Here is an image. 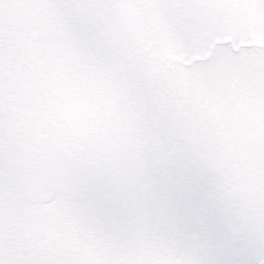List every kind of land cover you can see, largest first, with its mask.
<instances>
[{
  "label": "snow or ice",
  "instance_id": "obj_1",
  "mask_svg": "<svg viewBox=\"0 0 264 264\" xmlns=\"http://www.w3.org/2000/svg\"><path fill=\"white\" fill-rule=\"evenodd\" d=\"M0 264H264V0H0Z\"/></svg>",
  "mask_w": 264,
  "mask_h": 264
}]
</instances>
